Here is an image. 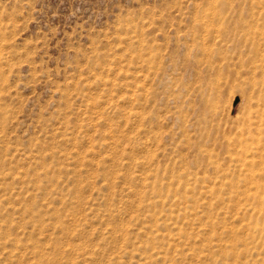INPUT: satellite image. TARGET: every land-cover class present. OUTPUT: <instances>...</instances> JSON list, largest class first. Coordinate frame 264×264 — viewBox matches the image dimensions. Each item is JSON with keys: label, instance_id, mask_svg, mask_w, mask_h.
I'll use <instances>...</instances> for the list:
<instances>
[{"label": "rangeland", "instance_id": "1", "mask_svg": "<svg viewBox=\"0 0 264 264\" xmlns=\"http://www.w3.org/2000/svg\"><path fill=\"white\" fill-rule=\"evenodd\" d=\"M0 264H264V0H0Z\"/></svg>", "mask_w": 264, "mask_h": 264}]
</instances>
